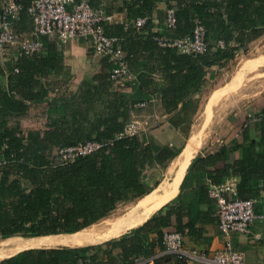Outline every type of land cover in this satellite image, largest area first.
<instances>
[{"label": "trees", "instance_id": "trees-1", "mask_svg": "<svg viewBox=\"0 0 264 264\" xmlns=\"http://www.w3.org/2000/svg\"><path fill=\"white\" fill-rule=\"evenodd\" d=\"M18 1L26 8L31 0ZM88 1L94 7L100 5L99 0ZM156 1L125 0L121 6L128 19L147 17L139 29L131 25L125 29L119 23H108L104 29L107 35L123 38L121 46L126 51L128 67L137 47L159 48L164 53L161 69L169 85L162 94H171L173 101L162 103L169 110L186 98L189 89L203 83L207 68L228 62L264 35V0H173L169 7L175 9L176 27L171 30L164 22L165 34L151 30L150 14ZM25 8L20 16L24 14V19L31 23ZM196 21L205 28L208 50L203 54L161 47L155 40L157 36H190ZM56 40L55 44L44 42V50L34 56L21 54L12 66L4 68L0 63V76L7 77V88L0 85V238L77 232L106 217L118 205L147 194L158 183L149 186L143 180L156 160L154 147L138 134L123 133L127 113L144 102L143 95L132 90L127 92L123 86L113 83L109 79L112 67L109 61L107 79L102 86H82L80 94L69 101L62 97L49 100L45 126L36 130L22 128L21 120L30 104L48 98L51 88L45 85L43 77L62 64L61 51L56 47L63 42ZM109 86L111 90L106 92ZM104 93L109 100L100 110L96 105L103 102ZM253 124L242 125L241 159L226 162L223 148L220 152L196 157L188 167L181 188L194 178L201 186L199 197H209L210 183H220L235 175L240 198L257 196L259 189L264 191V148L253 150L256 145H264V109ZM253 126L261 130L258 142L249 134ZM89 141L103 145L71 159H64L60 153L61 149ZM217 160L225 161L223 167L209 171L207 167ZM255 179L257 183L253 182ZM192 205L188 203L182 209L189 223L197 218ZM181 213L170 206L165 211L160 208L142 225L118 238L75 247L25 249L0 260V264H79L80 261L129 264L131 257L146 252L149 233H155L163 246V228L171 224V216L178 222ZM213 214L216 220L215 209ZM116 248L121 251L118 255L113 254Z\"/></svg>", "mask_w": 264, "mask_h": 264}, {"label": "crops", "instance_id": "crops-1", "mask_svg": "<svg viewBox=\"0 0 264 264\" xmlns=\"http://www.w3.org/2000/svg\"><path fill=\"white\" fill-rule=\"evenodd\" d=\"M4 1L6 0H0V6ZM99 1L100 4L106 7L107 12L111 15L109 24L119 23L124 25V23L131 22L134 19H128L126 10L120 9L121 6L124 5L125 0ZM171 3H173V0H158L155 2L154 9L150 14L152 24L151 30L153 32L162 34L167 33L163 24L165 22V10ZM23 15L24 14L21 16V20L14 26L15 32L20 39L28 38L32 35V24L26 18L24 19ZM260 38L261 36L258 39ZM45 39V43L57 42L56 38L53 36ZM253 42H255V40L251 43ZM56 49L61 51L62 64L56 70L43 77L45 85L51 88L48 98L42 102L30 104L27 114L21 120L23 129L36 130L45 126L47 121L46 108L49 100L60 99L61 97L68 101L72 100L80 94V88L82 86L86 88L102 86L107 79L110 63L105 57L92 54L87 41L72 39L66 43H60ZM20 55L19 48L17 46H12L0 52V63L4 68L12 66ZM263 55L264 54L261 56ZM163 58L164 53L160 51L159 48L145 49L137 47L135 49V55L132 57L131 64L129 63L130 77L126 80L123 87L127 92L132 90L135 91V93L141 94V96L143 95L142 100H144L145 104L144 106L132 107L130 112L127 113L128 120L125 123L133 119L138 120L140 130H146V132L143 133V141L149 142L154 147L156 160L143 178L144 182L149 186H154V184L158 182L153 189L157 188L161 182L167 179L170 180V178L175 175V167H173L175 161L181 157L185 149L190 152L187 165L178 181L174 193L152 214L157 212L160 208L165 211L169 206L182 212L178 222H175L174 216H171L172 222L169 226L163 228V232L168 229H176L182 232L185 247L194 249L197 252L209 253L221 248L224 241V236L219 231L216 220L214 219L213 213L215 205L213 200L206 196L199 197L198 191L201 186L195 183L194 178H191L182 188L181 184L189 165L196 157H205L208 154L220 152V149L223 148L227 156L226 162L241 159L242 145L244 144L242 125L249 122V115L256 116L257 118L261 110L264 109V86L262 88L258 87L257 91H253V88L257 86L255 84L251 85V94L248 96V90H246V86H242L241 79L239 84L231 82L229 85V83L226 82L215 87L210 92H206L205 89L208 81L213 78L214 71L217 68L216 65H213L207 68L203 83L198 87L189 89L186 98L181 100L174 109L169 110L162 103L163 100L173 101L171 94H162L163 89L169 85L168 78L165 77V72L161 69L164 67L162 62ZM254 69L249 70V72ZM246 72L248 71L243 70L244 74ZM172 73L173 71L169 74ZM0 85L3 89L7 88L6 75L0 76ZM132 86H134L133 89ZM110 90V86L107 89L105 88L106 92ZM216 90L218 91L217 94L214 93ZM134 95L133 92V97ZM223 99L226 102L216 110V106ZM108 100L109 97L107 93H104L102 103L95 100V103H99L96 107L103 110ZM238 100L240 103L232 107L231 105ZM123 101L125 100L123 99ZM228 107H231V110L229 113L226 112V118L228 119L230 128H228V130H205L209 125L210 119L215 116V113H222L226 111ZM104 112L107 113V109L104 110ZM52 116L55 117V114H52ZM253 123H250L251 126ZM249 134L252 139L258 142L261 130H257L255 126H253V129L249 130ZM236 145H240L241 147H236ZM263 148L264 145L260 144L256 145L253 150L257 152L259 150L261 151ZM224 163L225 161L223 160H217L215 163H211L207 169L209 171L220 169L223 167ZM154 168L163 170L164 177H162V179H158L156 175L150 174V171ZM204 182H209V180L204 179ZM253 182L257 183V180L255 179ZM252 184L254 185V183ZM252 189L255 190V187L252 186ZM144 195L124 203L126 204V208L128 209L132 205H135ZM248 198H256L258 200L256 206L257 212L264 213L263 190L259 189L257 196ZM188 203L193 204L194 216L198 218L191 223H189V218L184 213V210H182ZM197 213L198 215L196 216ZM149 217L135 224L127 231L115 237H111L110 239L118 238L120 235L128 233L131 229L142 225ZM19 237L30 238L11 236V238ZM4 239L5 238H0V242ZM231 241L237 249L243 251L244 264H264V219L255 220L248 233H233L231 235ZM96 243L102 242H95V244ZM146 245V252L131 257L129 264H202L199 262H178L173 254L168 253L164 247L158 243V238L155 233L148 234ZM75 246L76 245H71L66 247ZM51 247L52 246L22 247L0 255V260L13 256L25 249ZM120 252L118 248L113 250L114 255H118ZM87 264L93 263L89 262Z\"/></svg>", "mask_w": 264, "mask_h": 264}, {"label": "built area", "instance_id": "built-area-1", "mask_svg": "<svg viewBox=\"0 0 264 264\" xmlns=\"http://www.w3.org/2000/svg\"><path fill=\"white\" fill-rule=\"evenodd\" d=\"M24 8V4L18 0H6L0 6V52L17 46L20 54L30 57L44 50V38L53 36L63 43L72 39H82L89 43L94 55L107 57L112 65L109 79L113 83L123 86L130 77L126 52L121 46L123 38L105 33L104 28L111 20V15L102 5L94 7L88 0H31L25 9L31 18L32 35L20 39L14 26L20 21V14ZM146 21V16L137 17L131 22L124 23V26L128 28L131 25L139 29ZM164 21L167 28L173 30L176 27L174 7L166 8ZM155 40L161 47H175L180 52L192 55L203 54L208 50L205 28L199 21L195 22L190 36H157ZM218 45L223 47L222 42ZM144 104L141 102L138 105ZM255 120L256 116L249 115L250 123ZM123 130L126 135L135 134L136 130H140L139 121L130 120L124 124ZM102 145L96 141H89L61 149L60 153L64 159H71L76 155L95 151ZM237 184L238 178L230 175L220 183L208 185V195L215 202L216 223L224 236L221 248L209 253L197 252L184 246L182 232L168 229L162 235L164 249L185 263L244 264V253L232 244L231 235L248 233L255 220L264 219V213L257 212L256 198L238 196ZM79 264L84 262L80 261Z\"/></svg>", "mask_w": 264, "mask_h": 264}, {"label": "bare ground", "instance_id": "bare-ground-1", "mask_svg": "<svg viewBox=\"0 0 264 264\" xmlns=\"http://www.w3.org/2000/svg\"><path fill=\"white\" fill-rule=\"evenodd\" d=\"M190 152L185 149L184 153L179 157L173 167H175V175L170 180H165L158 185L157 188L145 194L124 214L112 219H105L102 222L103 228L95 223L89 225V231L95 233L81 232V230L73 233L45 235L30 238H5L0 242V255L11 252L22 247L28 246H57L65 243L85 244L88 242H104L111 237H115L130 229L135 224L149 217L158 207L168 200L174 193L178 181L187 165ZM161 194V195H159ZM104 219V218H103ZM119 219V220H118ZM86 227V228H88ZM84 229V228H83Z\"/></svg>", "mask_w": 264, "mask_h": 264}, {"label": "rangeland", "instance_id": "rangeland-1", "mask_svg": "<svg viewBox=\"0 0 264 264\" xmlns=\"http://www.w3.org/2000/svg\"><path fill=\"white\" fill-rule=\"evenodd\" d=\"M102 6L104 7V5ZM90 52L92 53L91 49H90ZM262 54H264V35L261 36L260 39H257L255 40V42L248 45L247 49H245L244 52H239L233 59L229 60L228 62H225L224 64L218 65L216 70L214 71L213 78L208 81L205 91L210 92L215 87H218L219 85L226 83V82H228L229 85L231 84V82H236L237 84H239L241 82V79H242V82H241L242 86L243 87L246 86V90H248L247 91L248 96L249 94H251V90H250L251 85L255 84L257 86L253 88V91H257L258 87L262 88L264 86V63H263L264 55L261 56ZM251 69H254V70L249 72V70ZM243 70H246L248 72L244 74ZM217 92H218L217 90L214 91V93L216 94ZM224 102L226 101L223 99L218 105L216 104L217 106L215 109L217 110V108H220L221 106H223ZM239 103L240 101L238 100L237 102H234L233 105L231 106L232 107L236 106ZM230 110H231V107H228L227 110L223 111L222 113H219V114L215 113V116L210 119L209 125L205 128V130H228V128L230 127L228 125V119L226 118V115L227 113L230 112ZM145 132L146 130H136L135 134H138L142 138L143 133ZM150 174L156 175V178L158 179H162V177H164L163 170L158 169V168L152 169L150 171ZM128 209L126 208V204L124 203L120 204L113 211H111V213H109L106 217H104V219L102 218L99 221L95 222L94 225L98 224L99 225L98 228L100 227L103 228L104 226H102L103 225L102 222L105 219L107 218L112 219V218L118 217L119 215L124 214L123 212L127 211ZM90 228L91 227H88V228L85 227L84 229H82L81 232H87L91 230ZM89 232L95 233L93 230ZM88 244H95V242L92 241V242H88L85 244H79V245L75 243H65V244H59L57 246H63V245L64 246H71V245L83 246V245H88Z\"/></svg>", "mask_w": 264, "mask_h": 264}]
</instances>
